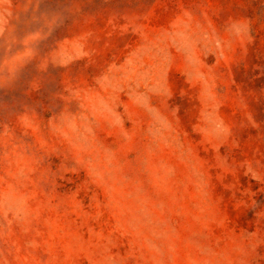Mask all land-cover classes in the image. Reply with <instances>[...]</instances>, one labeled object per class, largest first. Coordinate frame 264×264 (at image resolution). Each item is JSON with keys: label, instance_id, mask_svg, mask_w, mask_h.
Returning a JSON list of instances; mask_svg holds the SVG:
<instances>
[{"label": "rangeland", "instance_id": "obj_1", "mask_svg": "<svg viewBox=\"0 0 264 264\" xmlns=\"http://www.w3.org/2000/svg\"><path fill=\"white\" fill-rule=\"evenodd\" d=\"M0 264H264V0H0Z\"/></svg>", "mask_w": 264, "mask_h": 264}]
</instances>
